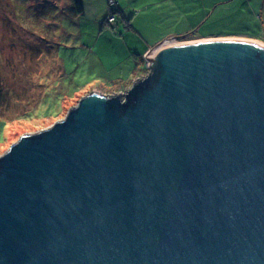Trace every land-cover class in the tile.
<instances>
[{"label":"water","instance_id":"1","mask_svg":"<svg viewBox=\"0 0 264 264\" xmlns=\"http://www.w3.org/2000/svg\"><path fill=\"white\" fill-rule=\"evenodd\" d=\"M154 50L0 156V264H264V46Z\"/></svg>","mask_w":264,"mask_h":264},{"label":"rangeland","instance_id":"2","mask_svg":"<svg viewBox=\"0 0 264 264\" xmlns=\"http://www.w3.org/2000/svg\"><path fill=\"white\" fill-rule=\"evenodd\" d=\"M251 1L244 10L247 16L255 15L236 31L262 38L249 40L263 45L264 0ZM84 26L74 13L73 0H0V156L22 135L64 118L83 96L96 90L83 88L86 79L80 76L74 81L78 87L64 90L61 86L73 79V70L83 60L74 56L61 78L59 58L81 42L77 36H66V31L73 34ZM99 92L115 94L106 88Z\"/></svg>","mask_w":264,"mask_h":264},{"label":"crops","instance_id":"3","mask_svg":"<svg viewBox=\"0 0 264 264\" xmlns=\"http://www.w3.org/2000/svg\"><path fill=\"white\" fill-rule=\"evenodd\" d=\"M251 3V0H115L110 7L109 0H83L84 15L78 19L85 26L79 32L71 31L73 34L64 29L66 36H77L81 42L70 46L72 51L59 59L66 73L68 61L72 63L74 56L83 57L73 70L72 85L80 76L86 79L85 84L81 83L83 88L123 92L149 72L145 55L162 47L170 37L178 41L261 40L256 35L236 31V27L246 26L245 22L251 23L250 17L255 14L247 16L244 10ZM111 10L117 18L113 25L106 21Z\"/></svg>","mask_w":264,"mask_h":264},{"label":"trees","instance_id":"4","mask_svg":"<svg viewBox=\"0 0 264 264\" xmlns=\"http://www.w3.org/2000/svg\"><path fill=\"white\" fill-rule=\"evenodd\" d=\"M73 4H74V13H75V15L77 16V17H79V16H83L84 15V6H83V0H73ZM189 37V36H188ZM37 50V49H36ZM37 51H40V50H37ZM35 53V52H34ZM54 54H55V51H54ZM38 57V56H37ZM41 59H42V56L40 57ZM60 68H62V72H64V68H63V65H62V63L60 64ZM64 75H65V73H63V77H61L62 79L64 78ZM60 78V79H61ZM61 86L63 87V88H65L64 90H66V89H72V88H76V86L75 85H72V83H70V82H65V84H61ZM4 99H6L5 97H4Z\"/></svg>","mask_w":264,"mask_h":264},{"label":"built area","instance_id":"5","mask_svg":"<svg viewBox=\"0 0 264 264\" xmlns=\"http://www.w3.org/2000/svg\"><path fill=\"white\" fill-rule=\"evenodd\" d=\"M109 5L110 7H113L115 5V0H109ZM107 20L110 24H115L117 18H116V13L114 10H111V12L108 13ZM187 41H178L176 37H170L168 38L165 43H168L167 45L164 43V46H169V45H176V44H181ZM161 48V47H160ZM159 48V49H160ZM158 49L156 48L154 52H156ZM147 61V60H146ZM147 65L149 67V62L147 61Z\"/></svg>","mask_w":264,"mask_h":264},{"label":"bare ground","instance_id":"6","mask_svg":"<svg viewBox=\"0 0 264 264\" xmlns=\"http://www.w3.org/2000/svg\"><path fill=\"white\" fill-rule=\"evenodd\" d=\"M234 39H239V38H234ZM248 40H249V39H248ZM251 41H255V42L259 43V44H260V43L262 44V42H260V41L258 42L257 40H251ZM165 44L167 45L168 43H165ZM263 45H264V43H263ZM163 46H164V45H163Z\"/></svg>","mask_w":264,"mask_h":264}]
</instances>
